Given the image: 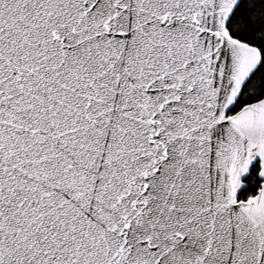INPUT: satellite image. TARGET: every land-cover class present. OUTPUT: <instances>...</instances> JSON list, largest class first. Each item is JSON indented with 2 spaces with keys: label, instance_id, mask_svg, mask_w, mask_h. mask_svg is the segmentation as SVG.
Wrapping results in <instances>:
<instances>
[{
  "label": "snow or ice",
  "instance_id": "obj_1",
  "mask_svg": "<svg viewBox=\"0 0 264 264\" xmlns=\"http://www.w3.org/2000/svg\"><path fill=\"white\" fill-rule=\"evenodd\" d=\"M0 264H264V0H0Z\"/></svg>",
  "mask_w": 264,
  "mask_h": 264
}]
</instances>
